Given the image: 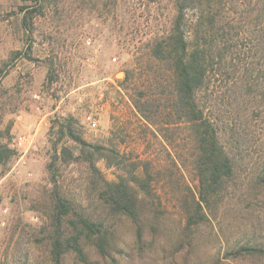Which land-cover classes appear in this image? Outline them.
Returning <instances> with one entry per match:
<instances>
[{
  "label": "trees",
  "instance_id": "obj_1",
  "mask_svg": "<svg viewBox=\"0 0 264 264\" xmlns=\"http://www.w3.org/2000/svg\"><path fill=\"white\" fill-rule=\"evenodd\" d=\"M173 4L171 27L149 40L130 99L144 121V137L148 131L159 136L173 149L171 165L178 167L179 159L193 170L195 188L185 185L175 198L179 236L190 244L191 231L201 224L264 199V133L257 138L264 132V0ZM10 126L0 129V174L17 153ZM48 137L53 153L40 233L51 262L130 264L153 251L167 211L156 187L161 168L153 158L137 156L125 171L116 146L87 141L73 114L53 118ZM100 159L116 168L113 179L98 167ZM70 163L86 165L90 205L68 196L56 175L57 164ZM263 252L250 237L235 243L229 255Z\"/></svg>",
  "mask_w": 264,
  "mask_h": 264
},
{
  "label": "rangeland",
  "instance_id": "obj_2",
  "mask_svg": "<svg viewBox=\"0 0 264 264\" xmlns=\"http://www.w3.org/2000/svg\"><path fill=\"white\" fill-rule=\"evenodd\" d=\"M174 14L173 0H0V129L10 123L17 152L0 174V264H53L40 233L47 222L41 202L50 187L48 130L53 118L66 114L79 119L87 141L115 145L125 171L137 156L161 168L156 187L167 206L165 225L156 248L130 264H264V252L229 255L250 237L264 248L259 197L245 212L229 209L192 230L190 244L180 239L175 198L179 188H195L196 178L188 162L171 165V145L150 131L144 137L130 99L149 40L169 30ZM97 165L108 179L115 177L116 168L104 159ZM57 167L68 196L90 205L86 165ZM66 263L75 264L72 258Z\"/></svg>",
  "mask_w": 264,
  "mask_h": 264
},
{
  "label": "built area",
  "instance_id": "obj_3",
  "mask_svg": "<svg viewBox=\"0 0 264 264\" xmlns=\"http://www.w3.org/2000/svg\"><path fill=\"white\" fill-rule=\"evenodd\" d=\"M21 141H23L22 139H20V141H19V143L21 144L22 142Z\"/></svg>",
  "mask_w": 264,
  "mask_h": 264
}]
</instances>
